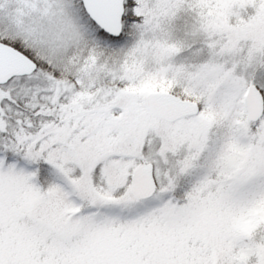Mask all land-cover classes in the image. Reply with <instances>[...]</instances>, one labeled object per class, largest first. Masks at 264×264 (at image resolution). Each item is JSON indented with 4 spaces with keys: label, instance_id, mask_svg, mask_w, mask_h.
Here are the masks:
<instances>
[{
    "label": "snow or ice",
    "instance_id": "6c2138e0",
    "mask_svg": "<svg viewBox=\"0 0 264 264\" xmlns=\"http://www.w3.org/2000/svg\"><path fill=\"white\" fill-rule=\"evenodd\" d=\"M0 264H264V0H0Z\"/></svg>",
    "mask_w": 264,
    "mask_h": 264
}]
</instances>
